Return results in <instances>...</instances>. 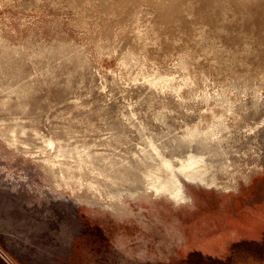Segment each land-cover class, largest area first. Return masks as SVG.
Instances as JSON below:
<instances>
[{
	"label": "rangeland",
	"instance_id": "374dc122",
	"mask_svg": "<svg viewBox=\"0 0 264 264\" xmlns=\"http://www.w3.org/2000/svg\"><path fill=\"white\" fill-rule=\"evenodd\" d=\"M186 1H172L180 21L163 31L172 38L181 31L183 40H165L156 54L161 58L141 57L132 66L135 73L168 78L161 88L132 79L114 52L99 54L103 28L86 20L107 26L103 4L87 1L83 11L71 0H0V119L45 135L77 131L94 145L96 172L119 181L110 189L113 203L73 197L37 155L0 136V264H264V63H249L205 31L200 11L216 0H197L193 12L185 10ZM220 1L223 9L206 14L205 22L219 15L226 33L234 8ZM153 2L114 0L118 12L111 19L127 17V5L156 17ZM198 32L199 46L217 44L220 55L210 65L200 50L198 61L209 66L206 73L191 70L198 82L191 83L181 63L193 61V51L165 52ZM233 36L224 34L229 41ZM258 51L252 47L250 58ZM214 106L224 109L219 138L187 139L195 127L206 130L202 115ZM193 157L227 166L229 187L216 189L182 173ZM164 161L172 164L185 201L147 190L143 172ZM254 166L260 171L249 174Z\"/></svg>",
	"mask_w": 264,
	"mask_h": 264
},
{
	"label": "bare ground",
	"instance_id": "6f19581e",
	"mask_svg": "<svg viewBox=\"0 0 264 264\" xmlns=\"http://www.w3.org/2000/svg\"><path fill=\"white\" fill-rule=\"evenodd\" d=\"M87 1L91 3V0H71V3L81 9ZM113 1L114 0H94L95 6H98V4L101 6L103 4L102 10L109 12L108 17L111 21H109L107 26L102 25L99 20L97 21L96 19H94V21L86 20L88 24H97L103 28L102 37L96 38L99 54L108 55L114 52L117 62L130 71L128 72L132 79L146 80L152 85L165 88L169 85L168 78L154 75L149 77L143 72L135 73L132 70V66L141 57L148 60L161 58L156 54L159 45L165 40H170L175 44L177 41L183 40L182 32L179 30L175 38L163 32L166 26L169 27V25L176 20L180 21L178 19L180 9L172 3L173 0H154V8L158 11L156 17H154V14L153 16L150 13L149 15L148 13L145 14V10L142 8L136 11V6L127 5L126 10H128V16L121 18L116 15L118 20L114 21L111 19V16L117 14L118 10H115L116 7H113ZM227 1L232 4L234 10L229 14L231 21L229 24L226 23V33L222 31V19L219 15L217 22H205L206 14L209 15L210 12L218 7L223 9L225 2L220 0H216L213 5L204 8L206 10L205 12L204 9L200 11L202 15L201 23H205L204 25L206 26L205 31L215 38V43L220 46H226V48L230 47L229 49L235 52V54L239 53L240 57H247L249 63H264V0ZM186 2L185 10H187V12H193L194 6L192 3H196L197 0H187ZM92 5L93 4H91L90 9ZM81 10L84 11V9ZM84 14L87 16L89 12L86 10ZM261 18L263 20H261ZM196 21L198 22V20ZM196 21L193 23H196ZM121 23H124V28L115 32L113 28ZM125 30L133 32V37L129 38L128 35L130 33L126 34ZM245 32L251 33L253 38L251 40L246 39ZM224 34H231L234 36L229 41L224 37ZM200 40L201 34L199 32L198 34L195 33V35L191 33L188 38H185V44L181 48L168 49L165 52L166 57H172L175 55L178 56V54L180 55L182 51H193L195 59L193 61L182 60L183 62L181 63L185 75L189 76L187 80L191 83H198L196 79H193L190 75L191 70L194 71V69H197L201 73H206L209 66L206 61H198L199 55L197 53L200 50L204 51L202 55L207 57L206 59L210 61V65L213 61H218V55H220L217 54V44L214 45V43L210 41L212 44H208L207 49L204 50L199 46ZM156 47L157 51H155ZM252 47L259 49L256 55L257 58L255 59L249 56V50ZM8 102L9 99L4 100L3 107ZM14 103L15 106L19 105L18 101ZM202 120L206 124V130L201 131L195 127V129L184 136L187 139H193L199 135L203 136L206 140L218 139L219 133L217 129L220 128L224 121L223 107L214 106L208 108L207 111L203 113ZM0 136L15 150L37 155L41 159L43 166L48 168L49 172L57 174L59 182L62 185L64 184L68 192L70 191L71 196L80 199L86 196L95 197L106 204L115 201L110 193V189L116 187L119 181H117L116 178L109 177L103 172H96L91 160L94 145L87 137L81 136L77 131L65 129L55 132L51 131V133L45 135L41 130L30 124H24L18 120L6 124L4 120L0 119ZM50 151H55L58 158L54 159L50 155ZM218 166L219 165L216 166V169L215 166L209 167L205 164L203 165L201 161L193 157L187 164L181 166L180 171L188 177L198 178L204 183L213 185L216 189L228 188V177L226 176L228 170L225 168L227 166ZM259 171V168L254 166L251 167L249 174ZM143 173L144 177L147 179V190L152 195L163 193L169 200L178 202L185 201L182 189L170 162L164 161L158 168L147 170ZM204 173L208 174L205 176ZM119 178L122 182L125 181L122 179L125 178L124 175Z\"/></svg>",
	"mask_w": 264,
	"mask_h": 264
}]
</instances>
